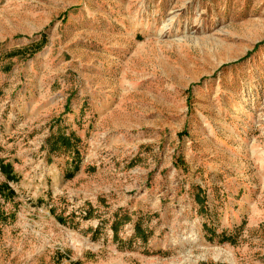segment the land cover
<instances>
[{"label": "rangeland", "instance_id": "1", "mask_svg": "<svg viewBox=\"0 0 264 264\" xmlns=\"http://www.w3.org/2000/svg\"><path fill=\"white\" fill-rule=\"evenodd\" d=\"M0 264H264V0H0Z\"/></svg>", "mask_w": 264, "mask_h": 264}, {"label": "trees", "instance_id": "2", "mask_svg": "<svg viewBox=\"0 0 264 264\" xmlns=\"http://www.w3.org/2000/svg\"><path fill=\"white\" fill-rule=\"evenodd\" d=\"M256 47V46H255ZM77 141V139L75 140V142ZM46 144L49 147V153H57V152H63V153H73L75 156H77V151L75 149V143L72 142L71 137L68 136H64L63 134L57 133L56 135H50L47 139H46ZM77 169V166L75 167V170ZM71 176V175H70ZM127 219V218H125ZM121 220H115V222H113L112 224V231L113 234L116 235L117 234V226L119 224ZM141 230L140 227L138 225L135 226V234L136 235H140Z\"/></svg>", "mask_w": 264, "mask_h": 264}]
</instances>
